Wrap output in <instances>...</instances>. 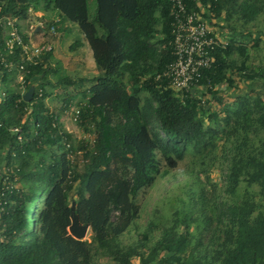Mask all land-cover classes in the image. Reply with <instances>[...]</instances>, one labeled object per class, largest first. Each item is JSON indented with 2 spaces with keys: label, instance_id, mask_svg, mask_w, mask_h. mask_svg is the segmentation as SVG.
I'll return each instance as SVG.
<instances>
[{
  "label": "trees",
  "instance_id": "trees-1",
  "mask_svg": "<svg viewBox=\"0 0 264 264\" xmlns=\"http://www.w3.org/2000/svg\"><path fill=\"white\" fill-rule=\"evenodd\" d=\"M199 1L205 19H210L209 12L219 18L230 7L237 9L243 23L252 22L264 5L261 0H243L237 7V0ZM39 3L43 11L57 12L64 18L61 21L78 26L99 73L77 81L59 76L60 67H51L52 53L29 67L24 88L18 83L22 92L11 85L15 71L2 73L0 150L6 151L7 162L14 161L16 168L0 181V264H91V243L112 264H133L134 258L139 264H264V208L252 193L228 207L227 226L216 249L199 254L187 228L178 230L177 219L161 230L145 255L147 233L139 235L136 245L124 247L119 242L118 236L138 216L139 192L169 175L188 148L203 154L218 135L216 129L204 127L203 102L196 94L181 93V97L165 80H156L172 60L169 0H95L91 18L86 0H0V15L25 20L29 9H40ZM188 4L196 8L192 0ZM80 46L75 41L69 50ZM234 49L242 79L259 77L264 85V67L261 74L250 71L245 47L226 39V47L213 53V68L200 80L208 84L214 98L216 85L234 86L232 68L237 62L227 63ZM50 73L59 76L56 82L64 87L89 85L80 93L76 123L93 136L90 144L83 140L75 146L72 136L61 129L59 116L46 107L51 94L46 87H54L47 79ZM30 86L35 92L25 102L23 92ZM64 96L66 111L69 96ZM224 110L223 121L238 140L228 180L233 186L241 178L247 187L257 185V194L264 199V101L247 93ZM210 118L217 119V114L211 113ZM14 128L20 129L21 142ZM201 170L189 174L185 184H196ZM68 194L76 198L72 205ZM197 203L202 212L201 201ZM71 206L80 223L90 226V243L69 234ZM201 221L206 224L208 219L201 217ZM153 226L150 223L148 230Z\"/></svg>",
  "mask_w": 264,
  "mask_h": 264
},
{
  "label": "rangeland",
  "instance_id": "rangeland-1",
  "mask_svg": "<svg viewBox=\"0 0 264 264\" xmlns=\"http://www.w3.org/2000/svg\"><path fill=\"white\" fill-rule=\"evenodd\" d=\"M242 1L237 0L235 7ZM261 2L264 3V0ZM86 4L88 16L91 18L95 14V0H86ZM39 5L42 4L39 3ZM227 10L230 13L229 18H226ZM236 11H232L230 7L225 8L219 18H215L214 14L209 12L210 19L207 23L218 37L228 39V41L234 39L236 45L245 47L246 66L250 71L261 74V68L264 67V5L260 14L250 23H243ZM42 19L53 22L59 21V19L61 21L64 18L47 11V15ZM60 23L59 25L56 23V35L51 39L52 42H56V54L54 57L52 56L51 63L53 65L51 67L55 68L58 65L60 67L59 76L68 75L74 81H77L78 77L93 78L97 76L99 71L93 64L90 48L78 26L67 21ZM75 41L81 42V46L70 51L69 46ZM232 59L237 62L232 68L233 87L229 88L224 82L216 85L213 88L217 93L215 98L209 94L207 89H199L194 93L203 102L201 117L204 127L218 131V135L213 140V146H207L203 150V154L194 153L191 148H188L184 159L177 163V167L172 169L169 175L155 180L152 185L139 192L135 199L139 208L138 216L127 230L118 236L122 246L136 245L139 235L147 233L148 239L144 242L145 248L142 249V253L145 255L146 249L155 243L161 230L170 226L177 219L178 230L181 231L183 227H186L187 232L191 235V245L199 254H202L207 248L213 250L220 245L222 231L227 226L228 207L239 203L241 199L249 197V193H252L254 201L264 208V199L257 194L259 191L257 185L247 187L241 178L238 185L233 186L228 180L230 159L238 147V140L236 134L229 133V126L225 125L223 121L224 109L227 106L231 107L238 97L247 93L258 94L264 101V85L261 78L257 77L254 81L242 79L243 74L240 75L237 70L240 57L236 49L233 50L227 63L234 62ZM59 76L48 74L47 79L54 87H46V92L51 94L46 98L45 105L49 111L59 116L61 129L72 136V143L75 146L83 140L90 144L93 136L90 134L88 136L83 132L72 117L73 111L82 102L80 93L89 85L82 84L79 88L64 87L56 82ZM64 94L69 96L67 99L69 106L67 105L68 108L66 111L64 110L65 112L63 111L65 108ZM211 113H216L217 119H211ZM42 150L49 152L50 149L44 147ZM0 152L1 181V177L6 173H12L16 165L14 161L7 162L5 150ZM206 168L208 170L205 172ZM199 169H203L197 176L199 184L197 180L196 184L186 185L184 179H189L191 173L197 174ZM68 196L69 203L72 205L76 198L70 194ZM199 200L202 203V212L197 210ZM201 217L207 218L208 222L204 224ZM150 223H153L154 226L149 231ZM81 240L91 242L90 229ZM198 241H200L199 244ZM89 248L91 264H112V261L98 250L96 244L91 243ZM132 263L139 264V260L134 258Z\"/></svg>",
  "mask_w": 264,
  "mask_h": 264
},
{
  "label": "built area",
  "instance_id": "built-area-1",
  "mask_svg": "<svg viewBox=\"0 0 264 264\" xmlns=\"http://www.w3.org/2000/svg\"><path fill=\"white\" fill-rule=\"evenodd\" d=\"M192 1L195 9L190 8L188 0H169L171 39L168 47L172 60L156 77V80H165L167 87L178 94L209 88L200 80L205 72L213 68L214 51L226 47V39L218 37L210 29L200 1ZM42 18L32 14L29 9L22 26L17 18L0 15V73L15 71L18 83L23 88L29 67L37 65L43 56L53 52L51 39L56 35L55 23L58 21L49 25ZM36 93L37 97L41 96L39 89ZM72 117L74 122H78V108L73 111ZM12 131L17 141L21 142L20 129L14 128Z\"/></svg>",
  "mask_w": 264,
  "mask_h": 264
},
{
  "label": "water",
  "instance_id": "water-1",
  "mask_svg": "<svg viewBox=\"0 0 264 264\" xmlns=\"http://www.w3.org/2000/svg\"><path fill=\"white\" fill-rule=\"evenodd\" d=\"M33 94H34V87L30 86L28 90L23 94V97H22L23 101L30 102L31 99L33 98ZM70 220H71V224L68 228L69 234L73 238L77 240H81V238H83L86 235L87 230L90 229V226L88 224L82 225L80 223L77 215L74 212L73 206H71Z\"/></svg>",
  "mask_w": 264,
  "mask_h": 264
},
{
  "label": "crops",
  "instance_id": "crops-1",
  "mask_svg": "<svg viewBox=\"0 0 264 264\" xmlns=\"http://www.w3.org/2000/svg\"><path fill=\"white\" fill-rule=\"evenodd\" d=\"M41 6L42 5H39V7H40V9L39 10H34L33 8L32 9H30L31 10V13L32 14H34V15H40V16H46L47 15V11H43L42 9H41ZM48 11H51L53 14H57V12H54V11H52V10H48ZM27 16H28V14H27ZM42 16V17H43ZM47 18V17H46ZM58 20V19H57ZM20 22H21V25L22 26H24V24H25V21L24 20H19ZM52 22V21H51ZM54 22V21H53ZM56 42H53V52H52V56L54 57L55 56V54H56ZM89 46V45H88ZM90 48V47H89ZM90 52H91V50H90ZM91 54V58H92V53H90ZM94 62V61H93ZM94 64V63H93ZM53 65V64H52ZM96 73H97V71H96ZM95 73V74H96ZM2 76H3V74L2 73H0V101L2 100V98H3V94H4V91H5V84L3 83V80H2ZM17 76V75H16ZM14 80H13V83H11V85L17 90V91H19V92H22L23 90V88L22 87H19V85H18V80H17V78L16 77H14L13 78ZM16 85H17V87H16ZM24 93V92H23ZM0 151H3V150H0ZM0 154H1V152H0Z\"/></svg>",
  "mask_w": 264,
  "mask_h": 264
}]
</instances>
